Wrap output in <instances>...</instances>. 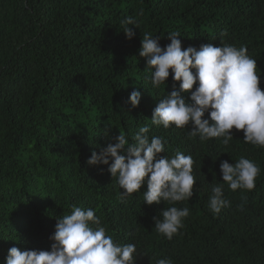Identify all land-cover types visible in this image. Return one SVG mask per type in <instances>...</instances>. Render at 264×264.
I'll list each match as a JSON object with an SVG mask.
<instances>
[{"label":"trees","instance_id":"1","mask_svg":"<svg viewBox=\"0 0 264 264\" xmlns=\"http://www.w3.org/2000/svg\"><path fill=\"white\" fill-rule=\"evenodd\" d=\"M127 17L136 21L130 40L121 25ZM171 32L180 33L182 49L246 47L264 90V0H0V264L13 246L50 250L57 219L73 205L94 209L116 243L135 244L136 264H264V148L245 143L242 130L233 129L225 147L189 137L190 127L151 125L173 81L170 74L166 86L153 87L139 50L145 33L164 47ZM134 88L141 92L136 108L128 103ZM144 125L150 137L165 139L161 156L178 150L193 158L190 200L147 205L146 185L121 199L108 166L86 163L119 130L131 143ZM241 156L261 169L255 188L233 192L225 184L230 207L214 215L208 201L222 182L220 163ZM172 206L190 215L168 240L153 217Z\"/></svg>","mask_w":264,"mask_h":264},{"label":"clouds","instance_id":"2","mask_svg":"<svg viewBox=\"0 0 264 264\" xmlns=\"http://www.w3.org/2000/svg\"><path fill=\"white\" fill-rule=\"evenodd\" d=\"M121 25L125 37L132 39L135 32L130 26H135L136 21L127 17ZM221 36H227V31H222ZM177 37L179 32L168 33L170 43L164 47L159 43L161 37L151 33H145L141 41L139 56L146 59L153 87L166 86L170 74L173 81L172 91L159 99L153 109L151 125L164 129L190 127L189 137L198 136L202 142L220 139L225 147L233 140V129L242 130L245 143L264 148V90L260 87L256 60L247 54L246 47L208 43L200 45L198 50L192 46L182 49ZM175 82H179L178 89ZM184 94L190 95L186 99ZM140 100L141 92L134 88L128 103L136 108ZM149 133V125L139 127L130 143L119 130V135L113 138L115 142L101 148L99 154L93 151L86 163L108 166L111 178L116 179L122 190L121 199L141 193L146 185L142 193L143 203L147 205L164 202L174 205L190 200L197 182L193 158L178 150L171 157L161 156L165 153V139L150 137ZM219 167L222 182L212 185L208 201L214 215L230 207L224 194L225 184L233 192L254 190L261 171L254 161L243 156L233 164L221 161ZM243 206L242 203L238 208L242 210ZM189 215L188 207L163 208L160 217H153L154 228L171 240L179 234ZM50 239L54 243L47 251L11 247L5 264H136L140 255L135 244L121 245L107 235L101 218L92 208L73 205L70 214L57 219ZM155 264H172V261L160 258Z\"/></svg>","mask_w":264,"mask_h":264}]
</instances>
